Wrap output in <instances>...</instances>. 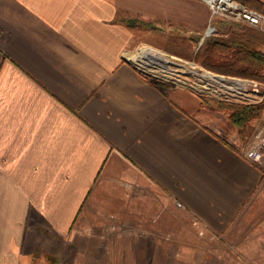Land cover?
Segmentation results:
<instances>
[{
  "label": "crops",
  "instance_id": "1",
  "mask_svg": "<svg viewBox=\"0 0 264 264\" xmlns=\"http://www.w3.org/2000/svg\"><path fill=\"white\" fill-rule=\"evenodd\" d=\"M132 29L123 0H0V264H55L67 245L152 235L172 213L226 242L211 257L264 264L249 137L142 72Z\"/></svg>",
  "mask_w": 264,
  "mask_h": 264
},
{
  "label": "rangeland",
  "instance_id": "2",
  "mask_svg": "<svg viewBox=\"0 0 264 264\" xmlns=\"http://www.w3.org/2000/svg\"><path fill=\"white\" fill-rule=\"evenodd\" d=\"M262 2L264 6V0ZM123 18L126 24L128 20L136 21V25H132L135 44L127 49L128 53L152 48L168 58L167 62H161L151 55L133 60L156 83L187 87L202 101L208 97L236 104H264V79L217 72L201 61L208 59L238 71L247 68V73L254 71L264 76V65L253 64L243 50L220 43L212 44L209 49L203 45L206 37L224 40L231 34L238 35L264 53V23L255 26L223 15L212 16L204 0H123ZM151 60L155 62L151 63ZM211 73L221 74L225 79L215 80ZM208 105L228 115L232 122L229 110L215 104ZM233 124L239 133L237 142L244 145L255 128L264 124V109L242 131ZM259 167L264 171V162ZM164 222L159 227L160 232L152 235L134 234V238L126 233L116 234V237L111 235L91 240L84 250L67 245L56 257L55 264H210L211 261L225 264L231 260L210 256L209 250H221L224 241L220 238L218 245L210 232L189 214L183 217L172 213Z\"/></svg>",
  "mask_w": 264,
  "mask_h": 264
},
{
  "label": "trees",
  "instance_id": "3",
  "mask_svg": "<svg viewBox=\"0 0 264 264\" xmlns=\"http://www.w3.org/2000/svg\"><path fill=\"white\" fill-rule=\"evenodd\" d=\"M245 6L249 8H254L259 10L260 12L264 13V6L262 0H236ZM256 7V8H255ZM128 25H136L135 20H128L127 21ZM214 43H220L226 46H235L239 48L240 50H243L246 52L250 58L251 62L253 64H261L264 65V53L260 52L259 50H256L252 47V45L247 42L246 40L240 39L238 35H231L230 37L224 40L221 39H216L213 37H206L203 41L204 48H208L214 44ZM202 63L208 67L209 69H212L217 72L221 73H227V74H239V75H244V76H250L255 79H264L262 75L258 73H254V71L251 72H246L245 71H238V70H233V68L226 67L225 65H220V64H214L210 62L208 59H202ZM162 85V84H159ZM163 86L167 87V84H163ZM203 101L208 103V104H215L218 107L225 108L230 111V119L232 120L233 123H235L241 131L246 127L247 123L255 117H259L262 114V111L264 109V104L259 103V104H236V103H231V102H226L223 100H217L213 98H208L205 97L203 98ZM214 106V105H213Z\"/></svg>",
  "mask_w": 264,
  "mask_h": 264
},
{
  "label": "built area",
  "instance_id": "4",
  "mask_svg": "<svg viewBox=\"0 0 264 264\" xmlns=\"http://www.w3.org/2000/svg\"><path fill=\"white\" fill-rule=\"evenodd\" d=\"M204 1L210 7L212 16L223 15L228 18L243 20L255 26H261L264 23V13L260 12L257 9L249 8L236 0H204ZM211 29L212 28L209 27V30ZM137 66L139 67L138 64ZM210 76L215 80L219 79L212 73L210 74ZM254 83L256 84V82ZM243 154L247 159L252 161L254 164L258 166L263 164L264 162V124H261L255 128L250 138L248 139V142L243 151ZM176 204L179 207H183V203L180 201H177Z\"/></svg>",
  "mask_w": 264,
  "mask_h": 264
},
{
  "label": "bare ground",
  "instance_id": "5",
  "mask_svg": "<svg viewBox=\"0 0 264 264\" xmlns=\"http://www.w3.org/2000/svg\"><path fill=\"white\" fill-rule=\"evenodd\" d=\"M151 55L153 56V58H155V60H158V61H161V62H162V60H164L165 62L168 61V58H166L163 53L158 52V51H156L155 49H152V48H144V49H142L140 52L137 53L136 57L137 58L140 57V58L145 59L147 56H151ZM143 59H142V61H144ZM150 59H152V58H150ZM155 60H151V63L155 62ZM204 75H206V74H204Z\"/></svg>",
  "mask_w": 264,
  "mask_h": 264
},
{
  "label": "water",
  "instance_id": "6",
  "mask_svg": "<svg viewBox=\"0 0 264 264\" xmlns=\"http://www.w3.org/2000/svg\"><path fill=\"white\" fill-rule=\"evenodd\" d=\"M212 74L215 75L219 79H223L224 78V76H222L221 74H216V73H212Z\"/></svg>",
  "mask_w": 264,
  "mask_h": 264
}]
</instances>
